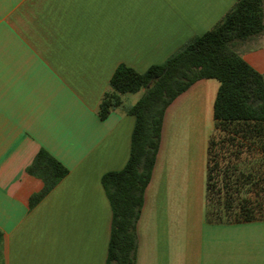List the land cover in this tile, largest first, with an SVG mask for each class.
Listing matches in <instances>:
<instances>
[{"label":"crops","instance_id":"crops-1","mask_svg":"<svg viewBox=\"0 0 264 264\" xmlns=\"http://www.w3.org/2000/svg\"><path fill=\"white\" fill-rule=\"evenodd\" d=\"M234 3L0 0V264H105L112 212L101 177L129 157L135 117L128 108L142 94L122 95L101 118L109 79L119 64L144 71L163 62ZM234 47L264 73V33ZM218 87L217 79H199L165 110L134 264H264V216L206 217ZM40 149L68 172L30 206L44 187L27 171Z\"/></svg>","mask_w":264,"mask_h":264},{"label":"trees","instance_id":"trees-1","mask_svg":"<svg viewBox=\"0 0 264 264\" xmlns=\"http://www.w3.org/2000/svg\"><path fill=\"white\" fill-rule=\"evenodd\" d=\"M262 33L264 0H235L212 28L191 38L163 62L144 71L125 64L115 68L98 106L101 118L122 104V95L141 90L142 94L128 108L135 117L129 157L122 169L101 177L112 212L105 264L135 263L136 223L160 145L165 110L199 79L219 81L213 103L214 128L206 149V217L222 222L264 216V207L258 216L251 197L246 196L253 186L262 190L264 178L255 173L262 170L244 165L255 154L264 155V73L234 47L236 41ZM27 171L44 181L43 189L30 196L33 206L68 169L40 149Z\"/></svg>","mask_w":264,"mask_h":264},{"label":"rangeland","instance_id":"rangeland-1","mask_svg":"<svg viewBox=\"0 0 264 264\" xmlns=\"http://www.w3.org/2000/svg\"><path fill=\"white\" fill-rule=\"evenodd\" d=\"M212 130V126L211 123H207V125L205 126V131L206 134L209 133V131ZM253 167L254 168H259L260 170H262V172H255L256 174H261V176L264 178V155L261 159L259 153L255 154L253 157ZM216 179H218V181L221 183L220 177L218 175L215 176ZM253 186V185H252ZM262 190H260L259 186H253L252 190L247 192L246 196H250L253 202V205H255V207L257 208V215L260 216V211L263 209L264 207V181L261 184ZM244 188H242V196H244ZM262 204L261 206H259V204ZM262 213V212H261Z\"/></svg>","mask_w":264,"mask_h":264}]
</instances>
